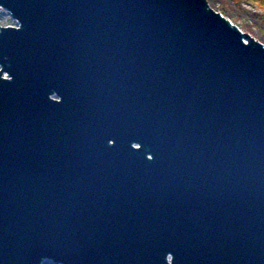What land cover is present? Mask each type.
I'll use <instances>...</instances> for the list:
<instances>
[{"label": "water", "instance_id": "95a60500", "mask_svg": "<svg viewBox=\"0 0 264 264\" xmlns=\"http://www.w3.org/2000/svg\"><path fill=\"white\" fill-rule=\"evenodd\" d=\"M0 9V264H264L260 41L207 0Z\"/></svg>", "mask_w": 264, "mask_h": 264}, {"label": "rangeland", "instance_id": "374dc122", "mask_svg": "<svg viewBox=\"0 0 264 264\" xmlns=\"http://www.w3.org/2000/svg\"><path fill=\"white\" fill-rule=\"evenodd\" d=\"M260 1H261L259 3L260 5L251 6L249 4L244 3L241 4L242 6L238 7V5H236L234 8V11L237 12L236 16L242 18L239 19V21L234 24L243 33H245L246 35H250V39L252 38L257 41H259L258 39L262 40L260 36L264 38V0H260ZM214 10L217 11L216 9ZM9 26L16 27L17 23L15 20L11 18V16L7 11L0 9V27L5 28ZM248 27H250L251 29H249ZM44 264H57V263L48 260L47 262H44Z\"/></svg>", "mask_w": 264, "mask_h": 264}, {"label": "trees", "instance_id": "16d2710c", "mask_svg": "<svg viewBox=\"0 0 264 264\" xmlns=\"http://www.w3.org/2000/svg\"><path fill=\"white\" fill-rule=\"evenodd\" d=\"M209 5L216 9L218 12H220L222 15H224L227 19L231 20L233 23H237L239 19H242L240 17H237V12L234 11V8L236 5L242 6L241 4H249L251 6L253 5H260V0H207ZM246 14V13H245ZM251 29L250 27H248ZM246 29V28H245ZM260 43L262 42L264 44V38L260 36Z\"/></svg>", "mask_w": 264, "mask_h": 264}, {"label": "bare ground", "instance_id": "6f19581e", "mask_svg": "<svg viewBox=\"0 0 264 264\" xmlns=\"http://www.w3.org/2000/svg\"><path fill=\"white\" fill-rule=\"evenodd\" d=\"M209 12L212 13L210 10H209ZM223 18H226V17L224 16V17H222V19H223ZM231 22H232V21H231ZM231 22H230V23H231ZM230 25H231V27H232L234 30H236V31H238V32H240V33H242V34H245V33H243L239 28H238V29H235V28H237V26H236L233 22H232ZM10 27H11V26H10ZM243 41L245 42L246 45H250V42H249L246 38H243ZM258 43H259V42H258ZM4 77H5V78H9L8 74H6V73L4 74ZM135 148H136V149H139V147H137V146H136ZM47 261H48V260H44V262H47ZM167 261H168V264H172V258H171L170 256L167 257ZM44 262H42V264H44Z\"/></svg>", "mask_w": 264, "mask_h": 264}]
</instances>
